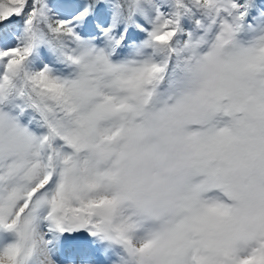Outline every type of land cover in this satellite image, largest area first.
<instances>
[{"label": "snow or ice", "instance_id": "snow-or-ice-1", "mask_svg": "<svg viewBox=\"0 0 264 264\" xmlns=\"http://www.w3.org/2000/svg\"><path fill=\"white\" fill-rule=\"evenodd\" d=\"M0 264H264V0H0Z\"/></svg>", "mask_w": 264, "mask_h": 264}]
</instances>
